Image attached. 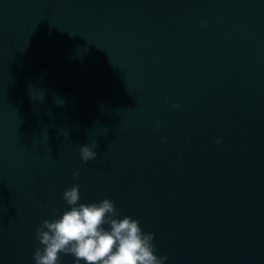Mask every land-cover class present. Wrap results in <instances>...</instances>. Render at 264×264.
I'll return each mask as SVG.
<instances>
[{
  "label": "water",
  "instance_id": "obj_1",
  "mask_svg": "<svg viewBox=\"0 0 264 264\" xmlns=\"http://www.w3.org/2000/svg\"><path fill=\"white\" fill-rule=\"evenodd\" d=\"M74 185L165 264H264V0H0V264Z\"/></svg>",
  "mask_w": 264,
  "mask_h": 264
},
{
  "label": "clouds",
  "instance_id": "obj_2",
  "mask_svg": "<svg viewBox=\"0 0 264 264\" xmlns=\"http://www.w3.org/2000/svg\"><path fill=\"white\" fill-rule=\"evenodd\" d=\"M173 107L182 108V105ZM159 127L157 123L156 128ZM216 142L221 143L219 139ZM97 147L98 144L93 143L80 148L84 163L98 156ZM79 176V171L73 173L74 179ZM63 198L69 210L57 219L44 220L37 229L42 247L35 251V264H60L61 254L71 255L74 264L81 261L85 264H165L168 260L167 256L155 255V235L145 234L140 222L132 217L120 219L112 201L79 203V185L66 190Z\"/></svg>",
  "mask_w": 264,
  "mask_h": 264
}]
</instances>
